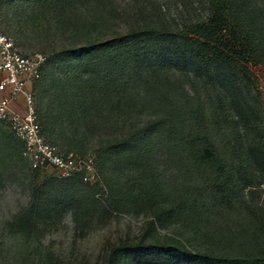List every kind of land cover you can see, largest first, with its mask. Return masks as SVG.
<instances>
[{
    "label": "rangeland",
    "instance_id": "obj_1",
    "mask_svg": "<svg viewBox=\"0 0 264 264\" xmlns=\"http://www.w3.org/2000/svg\"><path fill=\"white\" fill-rule=\"evenodd\" d=\"M206 2L52 0L45 4L44 0H0L2 30L15 39L23 54H41L46 58L43 77L35 92L47 142L64 155L97 158L104 190L99 195V206L91 208L93 190L78 182L59 180L52 168L31 169L22 158L20 143L8 128L0 126V264H209L203 260L189 262L199 255L228 254L198 235L193 227L170 218L163 207L156 210L136 199L127 201L122 208L110 206L111 167L104 153L108 143L135 135L153 123L166 122L165 112L170 106L167 99L172 104L182 100L192 103L195 96L199 97L201 104L192 103L190 109L201 113L205 126L213 121L207 100L214 105L218 103L224 108L232 127L229 132L239 145L251 147L255 143L256 150L262 149L260 163L249 167L246 180L233 177L228 205L232 211L226 212L225 199L220 196L212 224L217 234L242 229L250 234H264V99L259 91L264 79V0H245L242 6L249 30L259 41L249 66L245 70L237 68L236 86L223 82L222 77L198 78L192 71H163L164 79L181 86L173 93L148 85L142 73L141 80L130 83L122 92L119 110L112 111L108 98L105 104L98 92L85 86L76 89L73 79H62L63 92L58 91L59 84H52L54 79L50 81L49 65L55 64L54 69L60 73L72 63L75 50L146 26L181 30L206 19L209 13ZM239 92L247 99V115L236 102ZM61 93L63 100L55 103L53 113L49 114L50 96ZM79 98L86 108L79 106ZM184 121L191 124L189 118ZM209 131L202 136L217 138L220 143L217 149L224 153L220 134ZM160 138L152 148L150 162L155 171L152 175L165 190L182 189L185 178L178 174L168 154L167 138ZM126 170L121 182L124 185L133 181L135 193L143 185L134 179L138 175ZM250 175L252 180L247 179ZM216 190L224 195L221 184ZM77 194L82 197L81 206L75 200ZM48 195L58 200L40 220L36 212H40V204L50 201ZM29 208L34 212L25 215ZM168 248L173 249V258L165 255Z\"/></svg>",
    "mask_w": 264,
    "mask_h": 264
},
{
    "label": "trees",
    "instance_id": "obj_2",
    "mask_svg": "<svg viewBox=\"0 0 264 264\" xmlns=\"http://www.w3.org/2000/svg\"><path fill=\"white\" fill-rule=\"evenodd\" d=\"M51 1L44 0L45 4ZM206 3L209 12L206 19L181 30L172 31L165 27L146 26L77 49L73 52L72 63L60 73L54 69L55 64L49 65L52 75L50 81L54 79L52 84H59L61 88L58 91L63 92L62 79H73L76 89L85 86L94 93L98 92L103 96L105 104L108 98V105L111 104L112 111L119 110L123 99L122 92L130 83L141 80L142 73H145L148 85H154L159 91L170 89L173 93L179 91L181 86L179 83L170 84L163 78V71L167 73L192 71L198 78L222 77L223 82L236 86L239 82L236 80L238 75L236 70L237 68L245 70L249 66L258 47L259 38L249 30V24L242 14L245 0H207ZM41 79L34 85V92ZM241 94L238 93L236 102L244 115H247L248 102ZM66 96L65 93L64 97ZM62 100V93L50 96L49 114L53 113L55 103ZM111 100H115V103H111ZM207 101L211 106L210 118L213 119L207 126L201 120V113L196 109H190L192 103L201 104L199 97L195 96L192 103H184L182 100V103L172 104L167 99L170 106L165 112L166 122L153 123L135 135L108 143L104 153L111 167L110 206L122 208L127 201L136 199L156 210L163 207V211L170 218L193 227L195 232L202 235L210 244L228 251V254L223 256L199 255L189 263L203 260L209 264H264V241L261 240L264 239V234H250L243 229L229 230L228 234H217L213 229L212 214L216 213L219 197L225 199L226 212L232 211L228 205L229 195L234 186L233 177L246 180L247 173H250L249 167L258 165L259 156L263 153L261 148L255 149V143H252L251 147L239 145L235 136L229 132L232 127L224 108L219 107L218 103L214 105L212 100ZM78 104L86 108L82 98H79ZM38 117L41 123L39 111ZM184 118H189L191 124H186ZM40 126L42 127L41 124ZM211 129L222 137L224 153H219L217 149L220 144L217 138L213 140L211 135L202 136L203 132L211 133L209 131ZM160 137L167 138L168 154L178 174L185 178L186 184L182 189L165 190L156 176L152 175L155 172L150 162L152 148L158 138L162 139ZM251 139L250 137L249 140ZM95 160L101 173L99 161L97 158ZM236 162L239 165H236ZM245 167L248 168L244 169ZM127 168L138 175L134 179L143 185L135 193L133 181H128L124 185L121 182ZM251 176L247 179L252 180ZM64 181L78 182L93 190L91 196L93 206L90 207L95 209L99 206V195L104 194L101 184H84L78 178ZM218 184L223 187L224 195L218 194L216 190ZM48 196L51 197L50 201L40 204V212H36L40 215V220L44 214L50 212V208L58 200L56 197L52 199V195ZM75 198L78 206H81L82 197L77 194ZM29 212L34 211L29 208L25 215ZM227 227L231 228L229 224ZM207 228L210 230L202 231ZM166 250L169 253L165 255L173 258V249Z\"/></svg>",
    "mask_w": 264,
    "mask_h": 264
},
{
    "label": "built area",
    "instance_id": "obj_3",
    "mask_svg": "<svg viewBox=\"0 0 264 264\" xmlns=\"http://www.w3.org/2000/svg\"><path fill=\"white\" fill-rule=\"evenodd\" d=\"M46 58L23 54L12 36L0 27V125L21 144L22 158L33 170L52 168L59 180L81 179L101 184L94 157L64 155L49 144L39 123L34 85L41 79ZM259 91L264 99V79Z\"/></svg>",
    "mask_w": 264,
    "mask_h": 264
}]
</instances>
